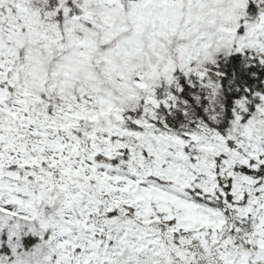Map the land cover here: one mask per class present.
<instances>
[{"label": "snow or ice", "instance_id": "obj_1", "mask_svg": "<svg viewBox=\"0 0 264 264\" xmlns=\"http://www.w3.org/2000/svg\"><path fill=\"white\" fill-rule=\"evenodd\" d=\"M0 264H264V0H0Z\"/></svg>", "mask_w": 264, "mask_h": 264}]
</instances>
